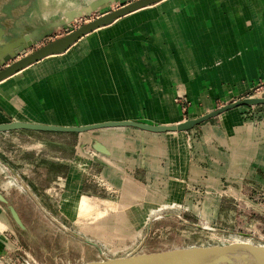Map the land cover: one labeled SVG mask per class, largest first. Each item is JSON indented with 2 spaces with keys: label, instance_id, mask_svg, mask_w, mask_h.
I'll return each mask as SVG.
<instances>
[{
  "label": "crops",
  "instance_id": "1",
  "mask_svg": "<svg viewBox=\"0 0 264 264\" xmlns=\"http://www.w3.org/2000/svg\"><path fill=\"white\" fill-rule=\"evenodd\" d=\"M90 1L0 0L2 39L21 37ZM132 1L118 0L107 11ZM74 21L27 53L75 30L68 28ZM257 87L264 89V0H160L1 80L0 124H172L197 118L219 101L248 97ZM239 108L170 136L133 127L106 128L117 133L111 136H101L102 128L0 131V195L22 221V203L48 219L72 221L62 208L81 210L66 207V198L80 195L88 204L127 185L140 189V176L145 186L163 179L221 190L216 185L255 181L264 191V111ZM56 135L75 139L71 154L62 153L67 146L58 145ZM108 201L124 210L130 205ZM5 212L0 207V219Z\"/></svg>",
  "mask_w": 264,
  "mask_h": 264
},
{
  "label": "rangeland",
  "instance_id": "2",
  "mask_svg": "<svg viewBox=\"0 0 264 264\" xmlns=\"http://www.w3.org/2000/svg\"><path fill=\"white\" fill-rule=\"evenodd\" d=\"M107 10L77 19L68 28L76 29ZM263 90L257 87L249 96H262ZM222 104L219 101L213 109ZM248 107L264 111V104ZM111 131L102 129L101 136L117 135ZM55 140L67 146L63 154H71L73 137L56 135ZM7 145L15 151L12 142ZM138 178L143 179L142 188L127 185L119 194L101 193L103 197L88 199V204L80 195L66 198V207L81 211L62 208L73 220L57 222L78 236L38 214L33 204L21 205L23 227L5 212L6 220L0 219V264H203L264 249V191L257 182L216 185L221 189L217 190L207 184L192 187L163 179H152L145 186L144 178ZM108 198L133 207L126 204L124 210Z\"/></svg>",
  "mask_w": 264,
  "mask_h": 264
},
{
  "label": "water",
  "instance_id": "3",
  "mask_svg": "<svg viewBox=\"0 0 264 264\" xmlns=\"http://www.w3.org/2000/svg\"><path fill=\"white\" fill-rule=\"evenodd\" d=\"M117 1L118 0H91L88 4L83 5L79 8L65 11L59 19L38 26L35 29H31L25 35L10 39V41H4L2 39L3 30L0 29V81L15 74L16 72L29 66L30 64L41 60L46 56L57 54L67 49L81 36L87 34L88 32L101 26L110 24L113 20L124 16L129 12L156 3L160 0H134L122 7L107 11L106 13L99 15L95 19L83 23L78 28L67 33L66 35L59 37L54 41H51L35 49L34 51H30L27 53L28 49H31L36 44L40 43L46 36L52 34L55 29L62 28L76 19L90 16L92 13L99 11L101 8L111 7ZM18 56L21 57L17 59ZM262 104H264V95L243 97L240 99H236L230 103L221 105L217 109H213L197 118L186 119L184 121L172 124H149L138 121L122 120L95 123L83 126H60L14 120L8 123H1L0 131L30 130L43 132L80 133L87 130H95L100 128L133 127L153 133H179L190 131L197 125L209 119L217 117L231 109L238 108L240 106H255ZM94 148L98 152L105 153L103 147L99 143H94ZM0 202H2V205L9 211L17 225L19 227H23V224L18 215L10 207V205L7 204V202L1 195ZM53 221L59 227H61L57 221ZM70 234L76 236V234L72 232ZM203 264H264V249H255L242 256L226 257L217 261L206 262Z\"/></svg>",
  "mask_w": 264,
  "mask_h": 264
},
{
  "label": "bare ground",
  "instance_id": "4",
  "mask_svg": "<svg viewBox=\"0 0 264 264\" xmlns=\"http://www.w3.org/2000/svg\"><path fill=\"white\" fill-rule=\"evenodd\" d=\"M77 20V19H76ZM102 129H106V128H102ZM101 129V130H102ZM59 223V222H58ZM59 225L66 231V232H70V230L66 227V226H64V225H62L61 223H59ZM71 233V232H70Z\"/></svg>",
  "mask_w": 264,
  "mask_h": 264
},
{
  "label": "built area",
  "instance_id": "5",
  "mask_svg": "<svg viewBox=\"0 0 264 264\" xmlns=\"http://www.w3.org/2000/svg\"><path fill=\"white\" fill-rule=\"evenodd\" d=\"M25 263H18V264H29L27 261H24Z\"/></svg>",
  "mask_w": 264,
  "mask_h": 264
}]
</instances>
